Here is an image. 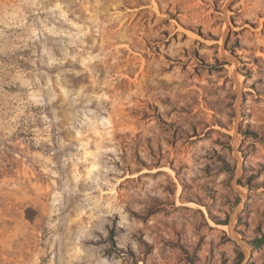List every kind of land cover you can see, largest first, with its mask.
Listing matches in <instances>:
<instances>
[{"label":"rangeland","instance_id":"rangeland-1","mask_svg":"<svg viewBox=\"0 0 264 264\" xmlns=\"http://www.w3.org/2000/svg\"><path fill=\"white\" fill-rule=\"evenodd\" d=\"M261 232L264 0H0V264H264Z\"/></svg>","mask_w":264,"mask_h":264},{"label":"bare ground","instance_id":"bare-ground-1","mask_svg":"<svg viewBox=\"0 0 264 264\" xmlns=\"http://www.w3.org/2000/svg\"><path fill=\"white\" fill-rule=\"evenodd\" d=\"M235 77L237 78V75H235ZM238 84H239V82H238ZM239 86V90L241 89V85L239 84L238 85ZM241 91H239V97H238V103H237V107H238V110H239V105H240V101H241V93H240ZM237 110V111H238ZM238 146V139H237V137H236V147ZM240 172H241V167L239 168V170H238V175L240 174ZM243 198H245V196L243 195ZM235 217L236 216H234L233 218H232V220H231V233H232V235H233V237L234 238H236L235 237V235H234V233H233V226H234V220H235Z\"/></svg>","mask_w":264,"mask_h":264},{"label":"trees","instance_id":"trees-1","mask_svg":"<svg viewBox=\"0 0 264 264\" xmlns=\"http://www.w3.org/2000/svg\"><path fill=\"white\" fill-rule=\"evenodd\" d=\"M255 247L262 248L264 246V232H261L260 236L254 241ZM243 260L245 259L244 254H242Z\"/></svg>","mask_w":264,"mask_h":264},{"label":"water","instance_id":"water-1","mask_svg":"<svg viewBox=\"0 0 264 264\" xmlns=\"http://www.w3.org/2000/svg\"><path fill=\"white\" fill-rule=\"evenodd\" d=\"M239 243V245L242 247V249H243V251L245 252V254L247 255V256H249V250L243 245V244H241L240 242H238ZM242 264H247V262L246 261H244Z\"/></svg>","mask_w":264,"mask_h":264}]
</instances>
